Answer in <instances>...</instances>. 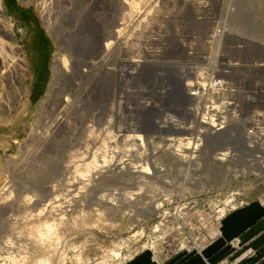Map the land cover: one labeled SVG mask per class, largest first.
Segmentation results:
<instances>
[{
	"label": "rangeland",
	"instance_id": "1",
	"mask_svg": "<svg viewBox=\"0 0 264 264\" xmlns=\"http://www.w3.org/2000/svg\"><path fill=\"white\" fill-rule=\"evenodd\" d=\"M207 61L264 129V0H0V264H262L237 236L204 254L264 206V165L216 157L234 126L185 159Z\"/></svg>",
	"mask_w": 264,
	"mask_h": 264
},
{
	"label": "bare ground",
	"instance_id": "2",
	"mask_svg": "<svg viewBox=\"0 0 264 264\" xmlns=\"http://www.w3.org/2000/svg\"><path fill=\"white\" fill-rule=\"evenodd\" d=\"M96 21H98V20H96ZM92 25L93 26L94 25L97 26L96 23H94ZM222 31L223 30H220L221 34H222ZM214 43L215 44L216 43L218 44L217 41H214ZM216 60L217 59H215L214 64L216 63ZM66 61H65L64 58L60 61V66L62 64V69H64V70H65L64 67L66 65ZM207 62H208V65H209V61H207ZM209 67L211 68L210 72H212V73H209L210 76H209V79H208L207 84L214 82V80L217 82L216 85H217L218 90H219L220 95H221V108H226L227 107V109H226V112L224 114H222V120L220 122L217 123V122H215V119L216 118H214V119L211 118L210 119V117L209 118H205L203 120L200 119L199 120V124L197 123V124L194 125L195 127H197V130H198V133L199 134L197 133L196 135H193L191 137H186V136L183 137V138H186V139H183L185 141H180V142L182 144L184 143L185 146H186L185 148H187V152L188 153H187L186 156H190V153L192 151V148H194L195 150H197L198 147H201L203 149L204 146H205L206 137H218V136L220 137V136H222V135H224L226 133H227V136H231V134L226 131L228 125L239 126L238 121L240 119H239V117H237L238 114L236 113L235 106H234L236 104V99L229 98V97L226 96V94H229V93H227L228 82H227L226 78H224L223 76H219L217 74V71H215L214 67H212L210 65L207 67V70L206 71L209 72ZM106 69H107L106 70V74H111L110 69L109 68H106ZM200 72H204V71L201 70ZM199 76L200 75H197L196 77H199ZM104 77H105V75H103V77L100 76V77L95 78V83H97L98 78H99V81H101ZM216 78H218L217 79L218 81L216 80ZM204 79L207 80V77H205ZM200 86H202V85L200 84ZM188 88H189L190 91H192V93L197 94V91L198 90H196V87H194L193 90L190 87H188ZM194 94H191V97L194 98ZM223 118H224V120H223ZM227 121H229L228 125L227 126H224V125H226L225 122H227ZM56 122H57V126H60L61 125V121H59L58 119L56 120ZM235 123H237V125ZM222 126H224L226 128H222ZM250 134L251 133L247 132V134L245 135L246 136V140L245 141L244 140H241V134L238 133L237 138L233 139V138L230 137L233 140L221 142L222 144H225L226 142L229 143V142L232 141L231 144H227L226 146L228 147V145H232L231 148L233 149V152L230 151V150H227V149L226 150L219 151V157H222V158H232V157H236V156H238L237 153L239 152V150L237 148L238 146H242L243 148H244V146H246L247 148H250V145H253L254 140L257 143H259V141H262L261 142V145H263L264 134H262L259 137L258 136V133H255V134H253V136H256V137H252L251 136V138L248 137V136H250ZM129 136L132 137L133 139H137L138 141H141L142 140L141 135H139L138 133H134L132 135H128L127 137H129ZM224 139H227V138H224ZM208 140H210V138ZM172 141L174 143V140H172ZM177 141H179V140H177ZM169 145H172V144H169ZM171 148L174 149V146H172ZM185 148H184V150H186ZM175 149H176V151H177V149H178V151H182L181 149H183V148L180 145H177L175 147ZM177 154H179V153H177ZM179 155H181V154H179ZM189 159H190V157H189ZM145 168L146 167H144V169H142V170H136V171L138 173H141V172L142 173L143 172L145 173L146 172L145 171ZM146 170H147V168H146Z\"/></svg>",
	"mask_w": 264,
	"mask_h": 264
},
{
	"label": "crops",
	"instance_id": "3",
	"mask_svg": "<svg viewBox=\"0 0 264 264\" xmlns=\"http://www.w3.org/2000/svg\"><path fill=\"white\" fill-rule=\"evenodd\" d=\"M248 198L245 204L223 215L220 222V236L205 249V255L217 248H226V241L237 236L244 247L251 246L258 251L264 264V206L256 198L255 193L248 194ZM142 261L150 262L148 258ZM245 262L241 260L237 264H245ZM165 264H204V257L199 253H191L178 260H169Z\"/></svg>",
	"mask_w": 264,
	"mask_h": 264
},
{
	"label": "built area",
	"instance_id": "4",
	"mask_svg": "<svg viewBox=\"0 0 264 264\" xmlns=\"http://www.w3.org/2000/svg\"><path fill=\"white\" fill-rule=\"evenodd\" d=\"M217 79L218 78H216V80ZM200 84L202 86H200ZM216 84H217V82L215 80H214V82L207 84L206 79L203 81H196V82L188 83L187 94L190 97H191V94H194V93H192V91H190L188 87H190L192 90L194 89V87H196V90H198V91H197V94H194V98L192 97V99H193L192 103H194L193 106L191 107V110H192V117L191 118L192 119H190V121L188 123V127H187L188 134L186 136L191 137V136L196 135L198 133L197 127H195L194 125L197 123L199 124L200 119L203 120V119L209 118V117H210V119L215 118L214 113L207 114V112L205 110L208 109L209 107L214 108L215 105L221 106V96L219 95L220 92H219ZM216 93L218 95L212 96V95H215ZM206 95H210V96H206ZM225 112H226V109L223 110V114ZM237 117H239V115ZM239 119H241V118L239 117ZM215 120H218V121H215L217 123L220 122L222 120V116L220 119L216 118ZM223 120H224V118H223ZM243 120H245V119L243 118ZM245 121H248L247 124L242 125V122H240L239 126H234V129H233L234 135L241 133V140H244V141L246 140L245 135L247 134V132L251 133L250 136H248L250 138H251V136L256 137V136H253V134H255V133H258L259 137L262 134H264V129L260 130L258 127H255L256 125L253 123V121L252 122L250 120H245ZM228 123H229V121L225 122L226 125H224V126H227ZM224 126H222V128H226ZM229 140L230 139H228L226 141H229ZM261 142L262 141H259V143H257L254 140L253 145H250V148H247L244 145H243L244 146L243 149H240V147H239V153L241 155V158L239 160L243 161L244 159H246L250 162H255L258 166L264 165V146H263L264 141H263V145H261ZM231 146L232 145H228V147H230V148H228L227 150H230L233 152V149L231 148ZM185 151H187V148ZM216 154H217L216 157H218V159H223V158L219 157V151H216ZM203 155H204V152H202L201 147H198L197 150L192 148L190 156H186L185 159L191 160V159L203 156ZM189 157H190V159H189ZM224 160L229 161V162H234V163H236L238 161L236 159V157L227 158ZM240 161H238V162H240ZM262 200H264V197Z\"/></svg>",
	"mask_w": 264,
	"mask_h": 264
}]
</instances>
